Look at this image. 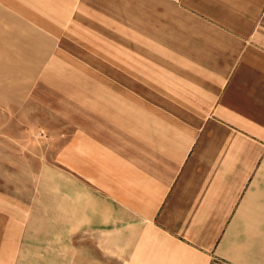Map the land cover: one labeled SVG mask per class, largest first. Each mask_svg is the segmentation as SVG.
Returning a JSON list of instances; mask_svg holds the SVG:
<instances>
[{
  "label": "crops",
  "instance_id": "0c3cea01",
  "mask_svg": "<svg viewBox=\"0 0 264 264\" xmlns=\"http://www.w3.org/2000/svg\"><path fill=\"white\" fill-rule=\"evenodd\" d=\"M0 15L54 40L53 56L76 31L104 47L88 70L104 101L74 124L54 224L24 215L43 239L19 253L264 264V0H0Z\"/></svg>",
  "mask_w": 264,
  "mask_h": 264
},
{
  "label": "rangeland",
  "instance_id": "374dc122",
  "mask_svg": "<svg viewBox=\"0 0 264 264\" xmlns=\"http://www.w3.org/2000/svg\"><path fill=\"white\" fill-rule=\"evenodd\" d=\"M127 10L131 25L136 15ZM109 11L118 22L119 4ZM27 26L0 15V264H72L71 253L59 248L19 253L17 245L25 236L43 239V231L22 232L24 215L32 216L28 225L54 224L46 216L56 214L57 172L69 175L74 124L87 117L89 101H104L102 93L91 99L88 78L104 47L76 31L53 56L57 43Z\"/></svg>",
  "mask_w": 264,
  "mask_h": 264
}]
</instances>
